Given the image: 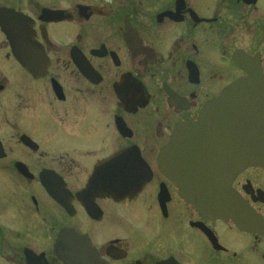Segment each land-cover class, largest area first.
<instances>
[{
	"label": "flooded vegetation",
	"instance_id": "1",
	"mask_svg": "<svg viewBox=\"0 0 264 264\" xmlns=\"http://www.w3.org/2000/svg\"><path fill=\"white\" fill-rule=\"evenodd\" d=\"M238 63L264 75V0H0V264H264V166L220 220L159 163ZM125 150L143 188L88 191Z\"/></svg>",
	"mask_w": 264,
	"mask_h": 264
},
{
	"label": "water",
	"instance_id": "2",
	"mask_svg": "<svg viewBox=\"0 0 264 264\" xmlns=\"http://www.w3.org/2000/svg\"><path fill=\"white\" fill-rule=\"evenodd\" d=\"M126 159L120 156L121 178L133 181L124 165ZM161 162L174 173L178 187L186 182L176 174L180 168L193 172L213 168V193L207 199L213 212L201 207L196 193L187 200L213 213L215 219L231 218L230 211L239 207L230 192L233 179L249 164H264V77L253 74L226 90L217 102L207 106L196 124L178 131L162 153ZM221 171L224 174H219ZM131 185L140 183L133 181Z\"/></svg>",
	"mask_w": 264,
	"mask_h": 264
}]
</instances>
